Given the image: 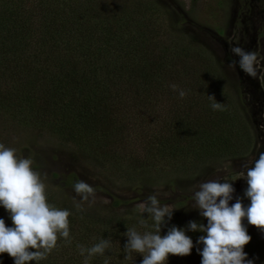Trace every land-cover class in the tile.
Here are the masks:
<instances>
[{"label":"rangeland","instance_id":"obj_1","mask_svg":"<svg viewBox=\"0 0 264 264\" xmlns=\"http://www.w3.org/2000/svg\"><path fill=\"white\" fill-rule=\"evenodd\" d=\"M36 2L25 1L32 6ZM76 3L90 7L86 11L92 25L107 18L122 32L123 38L117 33L118 42L115 37L114 42H100L103 51L110 49L127 63L130 54L123 51L131 53V46L123 41L129 38L146 52L142 59L146 67L153 58L164 71L139 89L137 102L127 99L128 111L121 114L127 133L120 136L126 143L121 149L114 148L110 159L94 160L44 129L16 124L0 113V144L15 149L18 158L31 160L32 169L45 184L48 203L71 212V243L58 238L46 259L30 264H85L87 253L80 255L78 246L90 248L102 239L109 240L110 247L103 255L89 258L87 264H141L140 254L124 252L125 232L129 228L141 234L154 230L151 217L147 213L140 217L137 212V205L150 195L159 192L162 205L177 208L168 222L177 227L191 220L206 223L193 209V193L204 181H231L235 192L230 204L236 197L244 206L249 204L243 197L246 181L238 176L243 163L264 153V0H47V7L51 12L56 6L64 11ZM237 46L256 53V77L246 75L238 66L229 68L230 62L239 59L231 52ZM167 71L175 72L174 76L165 74ZM171 85L185 90L186 95L191 85L195 97L181 99ZM208 96L222 103L225 110L213 111ZM211 112L219 116L217 127L209 120ZM188 118H195V125L186 128ZM228 161L231 167L218 172ZM78 181L89 184L96 196L95 203L84 202L82 209L74 206V200L80 201L73 190ZM0 218L11 226L3 207ZM141 218L147 227L139 223ZM243 223L251 236L244 247L248 259L264 264V234L246 219ZM186 234L195 245L191 254L170 255L167 264H200L196 249L202 245L195 242L202 233ZM0 264L14 261L6 253L0 254Z\"/></svg>","mask_w":264,"mask_h":264},{"label":"trees","instance_id":"obj_2","mask_svg":"<svg viewBox=\"0 0 264 264\" xmlns=\"http://www.w3.org/2000/svg\"><path fill=\"white\" fill-rule=\"evenodd\" d=\"M25 1L0 0V113L16 124L44 129L94 160L110 159L126 143L120 136L127 133L121 116L128 111L127 99L137 102L139 89L161 74L157 59L148 53L152 60L146 67V52L129 38L123 41L131 46V53L123 51L130 54L127 63L114 51H103L99 43L114 42L113 37L118 42L120 31L107 18L92 25L86 3V8L67 4L66 10L56 6L51 12L47 0L34 6ZM191 85L184 99L195 97ZM209 115L217 127L219 116ZM188 119L186 128L195 125V118ZM168 224L161 234L173 225Z\"/></svg>","mask_w":264,"mask_h":264},{"label":"clouds","instance_id":"obj_3","mask_svg":"<svg viewBox=\"0 0 264 264\" xmlns=\"http://www.w3.org/2000/svg\"><path fill=\"white\" fill-rule=\"evenodd\" d=\"M238 60L229 63V68L237 66L250 77L257 75V55L253 51H245L241 47L231 48ZM178 92L181 99L186 91L171 85ZM213 111H224V105L216 102L213 96ZM32 161L18 158L15 149L0 144V207L7 212L11 226L0 218V254H7L14 264H30L41 261L56 248L58 238L71 243L69 231V216L71 212L64 208H57L48 203L45 184L41 181L39 173L32 167ZM231 161L223 163L217 171H227ZM243 171L238 179L246 181L247 187L243 197L249 200L244 206L240 197L233 200L235 189L231 181L208 180L198 184L193 193L194 207L199 215L206 220L201 223L195 220L188 221L184 227L171 225L165 235H161L162 227L171 221L173 211L177 208L169 204H161L159 192L150 195L145 201L137 205L140 217L147 213L153 221V231L140 233L135 228L125 232L127 242L124 252L130 256L137 253L142 256L141 264H167L170 255L184 257L191 254L192 238L186 232L202 233L197 240V253L201 257L200 264H253L244 251L245 245L251 241L247 227L254 226L264 234V153L258 158L241 165ZM73 190L80 197L74 200V206L82 209L83 203H95L94 189L84 181L73 185ZM91 198V199H90ZM107 203V200L103 201ZM139 223L147 227L145 219ZM80 255L87 260L96 255H103L110 247V241L100 240L90 248L78 246Z\"/></svg>","mask_w":264,"mask_h":264}]
</instances>
